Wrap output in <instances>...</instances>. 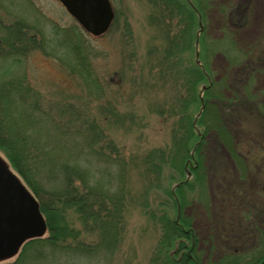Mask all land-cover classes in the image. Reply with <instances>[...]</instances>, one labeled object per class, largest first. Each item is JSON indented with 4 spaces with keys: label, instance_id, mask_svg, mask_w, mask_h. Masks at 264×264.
<instances>
[{
    "label": "rangeland",
    "instance_id": "obj_1",
    "mask_svg": "<svg viewBox=\"0 0 264 264\" xmlns=\"http://www.w3.org/2000/svg\"><path fill=\"white\" fill-rule=\"evenodd\" d=\"M182 1L202 11L200 27H196L198 42H203L196 45L202 53L201 64H206L212 74L211 91L220 101L219 111L231 142L248 163L246 172L237 166L235 169L228 146L212 135L203 150L207 196L201 194L203 186L199 184L184 189L183 216L191 220L199 249L213 260L218 254L212 253L214 245L220 249L221 243L222 248L238 253L250 251L255 240V244L261 243L255 228L264 234V0ZM111 3L115 19L110 29L101 36H92L58 0H0V20H19L34 26L45 46V52L33 50L21 55L17 63L13 60L16 58H9L4 64L6 76L25 77L40 95L47 97L86 96L89 117L100 118L96 132L105 131L112 141L109 154L104 145L109 141L106 137L101 138L102 142L96 140V144L89 139L91 145L82 153L73 147L80 139H65V145L60 143L57 148L56 160L85 165L91 183L99 180L112 190H123L127 196L126 228L118 249L84 254L68 263L60 256L49 262L38 259L37 264H150L161 236L158 218L166 208L162 202H170L161 188L166 174L161 176L162 185L156 187L155 175L147 181L139 170L130 169L123 176L118 165L121 157L131 161L132 155L142 162L149 151L170 143L171 121L162 119L151 108L154 101L170 100L176 95L177 74L183 69V58L188 56L182 55L178 63L163 58L167 43L152 20L159 6L156 0ZM80 52L87 54L94 83L89 76L87 79L74 71ZM170 68L172 73L168 75ZM107 108L112 113L103 118ZM67 147L70 154L65 151ZM96 149L103 153H96ZM105 155L113 160L109 162ZM0 157L7 162L1 152ZM48 169H43L41 183L53 186L54 181H48L46 175ZM187 176L193 178L191 173ZM251 232L256 239H248ZM95 238V233L89 234L86 241L92 243ZM15 257L0 259V264L10 263Z\"/></svg>",
    "mask_w": 264,
    "mask_h": 264
},
{
    "label": "trees",
    "instance_id": "obj_2",
    "mask_svg": "<svg viewBox=\"0 0 264 264\" xmlns=\"http://www.w3.org/2000/svg\"><path fill=\"white\" fill-rule=\"evenodd\" d=\"M156 4L159 6L152 20L167 43L163 58L178 63L182 55L188 56L183 58V69L177 74L176 95L170 100L154 101L151 108L162 119L171 121L170 143L149 151L142 162L132 155L131 161L121 157V165H118L123 176L130 169L139 170L147 181L155 175L156 187L162 185V175L167 177L161 188L170 202L169 205L162 202L166 208L158 218L161 236L150 264H264V236L260 228H255V233L261 237V243L255 244V240L250 251L238 253L236 249L222 248L219 243L220 249L214 245L212 251L218 254L210 260L207 252L199 249L191 220L183 216L184 189L195 188L196 184L201 187L206 179L203 150L212 135L218 143L228 146L235 169L237 166L246 172L248 163L243 152L231 142L232 136L219 111L220 101L211 91L212 74L206 64H201L204 63L202 53H198L196 45L202 41L198 42L196 27H200L202 11L182 0H156ZM39 34L26 22L0 20V60L3 63L0 65V152L7 162L0 158L36 199L46 223L45 234L26 239L15 253V259L7 264H37L36 261L49 262L51 258L56 261L57 256L66 258L68 263L97 251L112 253L121 245L126 228L127 196L123 190H112L99 180L91 183L89 170L81 163L56 160L57 148L60 143L65 145V139H80L73 145L79 152L91 145L89 139L93 144L96 140L102 142L103 137L110 139L105 131L96 132L100 118L89 117L86 96L83 99L78 95L47 97L40 95L25 77L6 76L8 71L4 70L7 66L4 64L9 58H16L13 60L17 63L33 50L45 52ZM203 36L200 35V40ZM78 56L75 73L87 79L89 76L94 83L87 54L80 52ZM171 73L170 68L168 75ZM107 113L103 118L111 115L112 110L107 108ZM109 142L112 141L104 144L109 151L107 154L113 147ZM68 149L65 151L70 154ZM101 150L95 151L99 154L103 153ZM103 157L109 162L113 160V157ZM47 167L46 175L48 181H54L53 186L41 183L40 175ZM188 173L193 174V178L188 179ZM200 189L201 194L204 192L207 196L206 186ZM151 215L156 218L154 213ZM93 233L95 241L87 243V237ZM249 238L254 240L256 236L251 232Z\"/></svg>",
    "mask_w": 264,
    "mask_h": 264
},
{
    "label": "water",
    "instance_id": "obj_3",
    "mask_svg": "<svg viewBox=\"0 0 264 264\" xmlns=\"http://www.w3.org/2000/svg\"><path fill=\"white\" fill-rule=\"evenodd\" d=\"M59 1L93 36L104 34L114 18L110 0ZM45 232L36 199L0 158V259L11 257L26 239Z\"/></svg>",
    "mask_w": 264,
    "mask_h": 264
}]
</instances>
